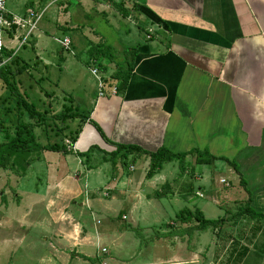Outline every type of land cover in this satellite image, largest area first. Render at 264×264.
Wrapping results in <instances>:
<instances>
[{"label":"crops","instance_id":"obj_1","mask_svg":"<svg viewBox=\"0 0 264 264\" xmlns=\"http://www.w3.org/2000/svg\"><path fill=\"white\" fill-rule=\"evenodd\" d=\"M133 17L146 37L137 46L126 93L113 95L116 84L104 97L97 91L76 142L77 154L42 150L39 144L37 152L29 153H36L35 160L23 173L8 176L5 184L10 185L2 187L0 264H96V259L101 264L248 263L241 223L263 219L236 222L235 213L226 211L217 249L210 252L199 243L188 247L186 242H193L189 232L153 230L164 216L160 213L180 202L205 217L193 201L192 184L188 192L176 191L179 176L171 177V171L178 163L148 178L146 155H130L126 163L103 159L117 145L149 152L163 146L173 153L208 151L236 162L238 172L224 161L212 166L225 164L239 187L217 192L200 166L205 188H200L204 197L198 192L197 197L211 194L216 205L231 209L250 201L264 215V0H139ZM126 29L132 35L128 24ZM107 68L103 74L110 78L116 68ZM78 125L65 123L66 135ZM91 148L96 150L89 158L79 156ZM31 177L34 184L28 188ZM231 222L236 232L224 231ZM252 227L255 237L258 229ZM232 236L238 239L229 248ZM102 249L107 250L104 258Z\"/></svg>","mask_w":264,"mask_h":264},{"label":"rangeland","instance_id":"obj_2","mask_svg":"<svg viewBox=\"0 0 264 264\" xmlns=\"http://www.w3.org/2000/svg\"><path fill=\"white\" fill-rule=\"evenodd\" d=\"M67 1L7 0L6 2V9L9 13L24 19L27 24L30 21V25L26 24L25 27H20V29L14 32L12 30L6 32L4 41L8 49L7 53H9L6 54V57H8L6 64L10 63L9 58H14L18 55L21 61H19L16 68L23 66L25 63L31 66V70L29 72L24 71L23 74L16 78V81L20 93L26 97L27 101L35 104L39 111L47 114L48 122H46L44 129L37 131V135L39 136L38 143L41 144L42 150L48 145L65 146V141L70 140L66 135L68 131L66 132L65 123L53 119L55 115L64 112L72 103H75L76 108H79L85 115H90V110L94 107L90 105V102L95 99L94 94L98 91V83L91 73L93 63L90 59L94 58L93 56L91 57V49L102 44L112 47V63H109V59L94 58L98 61L99 69L103 73V67L113 64V67L117 69L118 65H122L127 58L131 59L132 50L137 49L140 43H145L146 32L138 30V25L135 22L136 17H133L136 15L135 12L128 19H122L121 14L107 0H71L70 3ZM116 2H124L127 8H133V0H116ZM31 13L33 14L31 15ZM127 24L131 27L132 35L127 34ZM143 29L145 30V27ZM65 36L70 37L72 40V52L65 51L58 42V40L63 39ZM10 43L13 46H10ZM13 52L15 53L14 56ZM11 103L16 110V103L10 99L9 91L0 79V116L6 120L10 128L13 126L12 122L15 117H13V114H8L7 117H4V114L11 107ZM8 117L11 118V122L8 121ZM3 140L4 136L1 133L0 142ZM35 151L37 152V149ZM45 155L47 156L48 154ZM36 157V153L19 154L16 166L17 170L0 171V191H2V187L4 189L10 185L9 183L5 184L8 176L13 177L14 175H18V173H23L22 171L28 168L29 161L35 160ZM189 161L184 173L180 171V167L176 168V166H173L172 168L173 171L171 172L173 174L171 177L179 176L175 181L180 183L176 191L182 192L185 190V192H188L186 189L192 184L194 188L192 192L193 201L198 206V209H203L206 219H218L224 216L226 211H231V216L233 215L232 212L236 213L239 207H234L232 210L225 203L222 206L216 205L211 198V194H207L209 198L206 199L197 197L200 188H205V184L199 181L202 175V168L195 164L194 157L189 158ZM171 164H177V162ZM218 166V169L215 166H204L205 173L211 175L210 182L215 190L220 193L221 191H225V187H239L237 176L231 174L225 164L224 166ZM17 171L20 172L17 173ZM221 178H224L223 180L229 184L228 187L226 184L220 182ZM13 179L15 180V177ZM9 181L11 180L7 182ZM33 184L32 177L25 182V186L28 188H31ZM154 194L151 193L150 195ZM161 202L162 204L167 203L164 200ZM178 204L180 205L177 207L170 206L166 208L167 211L160 213L161 217L162 215L164 216L159 225L153 230L170 231L171 229H176L177 231L189 232L193 242H186L187 246L191 244L192 247L199 243L202 247L209 249L210 252L213 249H217L218 243L221 242L218 238L220 234L219 230L223 227L219 229L210 227L206 230H199L196 228L198 223L195 219L188 223H182L177 219V215L189 207L186 203L182 204L180 202ZM192 208L194 209L191 210L192 212L196 211L195 206ZM258 225L261 227H258ZM252 226L258 229L255 237H252L251 230L254 229ZM235 227H233V222H231L224 231L236 232L233 231ZM240 229L248 237L244 241V244L241 243V245H248L250 247H246L249 250L246 251L249 253L246 256L248 258L247 264H261V259L264 260V221L259 223L246 219L245 222L241 223ZM145 233H142V238L145 237ZM201 234L203 235L195 239V237ZM183 235L185 236V233ZM230 235L232 234L230 233ZM237 236H232L233 239L230 238L229 242L231 240L233 242L229 243V248L237 241ZM186 239L187 236L184 237V240ZM160 254L162 255L163 253L160 251ZM202 255L206 254H201V257ZM215 255L211 256L214 262H216ZM104 256L105 254H102L101 257L104 258ZM218 258L217 261L219 260ZM243 259L241 258L240 260L242 261ZM100 261V259H96L94 263L101 264Z\"/></svg>","mask_w":264,"mask_h":264},{"label":"trees","instance_id":"obj_3","mask_svg":"<svg viewBox=\"0 0 264 264\" xmlns=\"http://www.w3.org/2000/svg\"><path fill=\"white\" fill-rule=\"evenodd\" d=\"M138 1L133 0V8L129 9L126 7L124 2L117 3L116 0H107V2L114 6L117 11L121 14L122 19H128L131 17L134 12H138ZM68 3L71 0L67 1ZM26 48V46H24ZM112 47L108 45H98L91 49L90 53L96 59H109V63H112V55H111ZM7 51L4 52L3 56L0 57V65L3 64L4 60H8L6 57ZM129 53V52H127ZM126 53V54H127ZM13 52V56H14ZM132 57L131 59L127 58L122 65H118L116 71L110 76V78L105 77V85L106 90L113 86L117 85V90L120 95H124L129 86V82L131 80L134 66H135V58L137 55V49L131 51ZM9 64L2 65L0 67V79L5 86V88L9 91L10 99L16 103V110L14 109L12 103L11 107L8 109V113L4 114V117H7L8 114H13L15 117L13 126L8 127V123L6 120L0 116V134L2 133L4 136V140L0 142V171H15L17 170V162L19 159V154L30 153L38 148L40 145L38 143L39 136L37 135V129H44L46 125L47 114L45 112L39 111L35 104L29 103L20 93L18 89V84L16 78L23 74L24 71L29 72L31 70V66L28 63H25L23 66L16 68L18 66L19 61H21L20 57L16 55L14 58H9ZM103 72L107 71L106 67H103ZM55 120H59L63 123H71L78 121L79 125L76 131H72L67 134L68 138L73 142H77L80 131L86 121L90 119V115H85L79 108H76L73 103L70 107H67L64 112L55 115L53 117ZM8 121L11 122V118L8 117ZM66 127V126H65ZM68 129L67 127L65 128ZM44 150L53 151V152H65L67 154H71L66 150V147L59 145H48ZM96 149L91 148L87 153H78L80 157H90V153ZM106 156L104 161L115 162L116 159L126 160L130 155H146L150 158V167L147 173L148 178H153L160 170L163 169L164 165L177 162L179 164L180 170L182 173L186 171L188 162L187 159L189 156L195 157V164L199 166H212L217 161L227 162L230 166H233L234 169L238 172V166L236 162L229 161L226 158H217L212 155L208 151H200V150H192L186 153H173L166 147H161L156 152H149L141 147L130 145H117L116 150L111 153H104ZM241 184L246 187L245 181L241 178ZM159 196V195H158ZM235 221L244 218L250 217L252 219H263L264 215L261 213L255 212L250 207V201H248L244 206L240 207L238 211L233 215ZM177 219H179L182 223L191 222L194 220L198 223L197 229L206 230L210 227L214 229H219L226 224V219L221 217L218 219L209 220L204 217V215L196 210L192 212L189 209L182 210L178 215Z\"/></svg>","mask_w":264,"mask_h":264},{"label":"built area","instance_id":"obj_4","mask_svg":"<svg viewBox=\"0 0 264 264\" xmlns=\"http://www.w3.org/2000/svg\"><path fill=\"white\" fill-rule=\"evenodd\" d=\"M6 2H7V0H0V57L3 56L5 50H7V47H6L5 41H4V36H5L6 32L13 30L14 28L16 31V30L20 29V27H25V25L27 24V22H25L24 19L19 18L17 16H14L7 11ZM32 14L33 13H31V15ZM27 25H30V21L28 22ZM151 32L152 31H150V33ZM148 38L150 39V35L148 36ZM58 42L65 51H67V52L71 51L72 52V40L70 37L65 36L63 39L58 40ZM90 61L93 63L91 73H92V75H94V77L96 78L97 83H98L97 87H98L99 97H104L106 94V85H105V81H104L105 76L102 73V71L99 69L98 61L94 58L93 59L91 58ZM6 62L7 61L4 60L3 64H1V65H5ZM117 93H118L117 87H113L112 88V94L116 95ZM65 146L67 148L66 150L69 153L77 154L76 142L73 143L71 140H66ZM132 169H133V167H132ZM221 183L229 186V184L225 180H221ZM198 195H199V197H204L203 193H201V192H199ZM101 252H102V254H106L107 250L102 249Z\"/></svg>","mask_w":264,"mask_h":264}]
</instances>
